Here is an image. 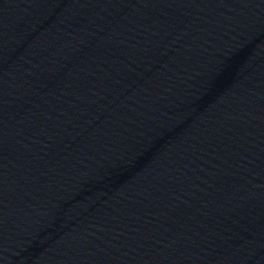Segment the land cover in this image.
<instances>
[{"label":"water","instance_id":"obj_1","mask_svg":"<svg viewBox=\"0 0 264 264\" xmlns=\"http://www.w3.org/2000/svg\"><path fill=\"white\" fill-rule=\"evenodd\" d=\"M0 264H264V0H0Z\"/></svg>","mask_w":264,"mask_h":264}]
</instances>
